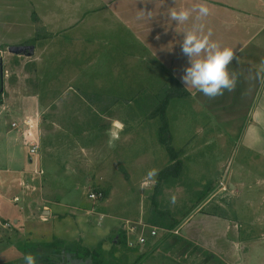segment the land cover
<instances>
[{
    "label": "rangeland",
    "instance_id": "1",
    "mask_svg": "<svg viewBox=\"0 0 264 264\" xmlns=\"http://www.w3.org/2000/svg\"><path fill=\"white\" fill-rule=\"evenodd\" d=\"M79 1L0 0V264H24V244L53 239L109 252L121 232L137 239L132 229L148 242L118 246L127 263L142 247L140 264H227L225 236L241 242L230 264H264V160L239 141L246 108L173 96L134 26ZM18 45L33 49L9 51ZM114 121L125 127L109 148ZM28 133L39 142L32 158ZM151 169L155 186L141 189ZM34 252L61 264L63 254Z\"/></svg>",
    "mask_w": 264,
    "mask_h": 264
},
{
    "label": "crops",
    "instance_id": "2",
    "mask_svg": "<svg viewBox=\"0 0 264 264\" xmlns=\"http://www.w3.org/2000/svg\"><path fill=\"white\" fill-rule=\"evenodd\" d=\"M79 3V7L84 9L98 10L91 14L109 13L106 15L112 21L118 18L134 26L136 37L148 48L154 47L153 51L150 49V55L193 97L201 92L185 86L180 79L188 65V58L181 51L182 32L189 30L193 23H203L205 33L211 29L213 41L222 47L235 49L237 59L229 65V71L235 72L238 79L235 90L225 91L221 96L222 103L232 101L237 106L233 111L237 108L241 110L243 106L246 108L243 117L246 123L242 127L239 141L252 155L264 160V0H80ZM200 3H207L211 10L201 21L196 20L195 12L182 25L170 19L171 9L192 8ZM185 221L187 225L191 217ZM186 225L183 223L182 226ZM228 228L231 230L235 226L231 223ZM219 239L228 246L224 255L227 264H230L229 245L233 253L236 244L241 242L229 240L225 236ZM251 243L242 247L241 251L246 256ZM141 248L133 252V261L128 264H136V260L138 264L142 263L144 249Z\"/></svg>",
    "mask_w": 264,
    "mask_h": 264
},
{
    "label": "clouds",
    "instance_id": "3",
    "mask_svg": "<svg viewBox=\"0 0 264 264\" xmlns=\"http://www.w3.org/2000/svg\"><path fill=\"white\" fill-rule=\"evenodd\" d=\"M210 11L207 3H200L192 8H181L180 10L173 8L170 10L169 16L177 25H182L192 17L193 12L197 14L196 20L201 21L210 14ZM182 33L181 51L188 58V65L180 77L181 82L209 98L222 96L225 91H234L238 75L229 71V65L237 59L235 49L222 47L218 42L213 41L211 29L205 33L203 23H193L189 30ZM157 39H159V35ZM124 127L125 125L120 121L112 123L107 130V146L109 148L116 146ZM158 174L157 169L149 170L147 178L153 183L151 185L142 183L141 189L154 187ZM170 202L173 205L177 202L175 194L170 197ZM23 260L24 264H38L37 254L32 252L24 255Z\"/></svg>",
    "mask_w": 264,
    "mask_h": 264
},
{
    "label": "trees",
    "instance_id": "4",
    "mask_svg": "<svg viewBox=\"0 0 264 264\" xmlns=\"http://www.w3.org/2000/svg\"><path fill=\"white\" fill-rule=\"evenodd\" d=\"M175 87L173 89V96H188L189 92L182 88V86L177 82L174 81ZM3 96H4V69L2 60L0 59V106L3 104ZM125 250L127 249V236L125 232L120 233V238L117 240L116 244L113 245V248L107 252L103 248V242H99L98 245L92 249H88L82 247L77 242H65L60 239H53L49 242L43 243H29L24 244L21 250H23V256L34 251L36 249H42L46 252H50L52 254H63L62 258L60 259L61 264H71L72 256H76L77 253H80V261L77 264H128V254L124 253L120 256L116 255L118 251L117 247ZM67 254V256L64 255ZM37 254V253H36ZM39 264V258H37ZM24 261V260H23ZM47 264H57L56 262L49 260Z\"/></svg>",
    "mask_w": 264,
    "mask_h": 264
},
{
    "label": "built area",
    "instance_id": "5",
    "mask_svg": "<svg viewBox=\"0 0 264 264\" xmlns=\"http://www.w3.org/2000/svg\"><path fill=\"white\" fill-rule=\"evenodd\" d=\"M13 126H15V123H13ZM25 144L28 147V153H29L30 157L31 158L34 157L36 155L37 149L39 147L38 139L34 138L30 133H28V136L25 137ZM88 196L90 199L94 200V199H98L99 197H101L102 193L101 192H98V193L89 192ZM18 200H19L18 196H14L12 198V202H17ZM132 230H133L132 234H131V232H129V235L136 236V234H138V236H137V239L136 238L134 239V238L129 236L128 241H127L128 247L133 248L137 245H144L148 242V238L144 232L136 233L134 229H132ZM133 232H135V233H133ZM174 233L179 234V230L178 229L174 230ZM150 235L152 237L157 235L156 227L150 228Z\"/></svg>",
    "mask_w": 264,
    "mask_h": 264
},
{
    "label": "water",
    "instance_id": "6",
    "mask_svg": "<svg viewBox=\"0 0 264 264\" xmlns=\"http://www.w3.org/2000/svg\"><path fill=\"white\" fill-rule=\"evenodd\" d=\"M8 49L10 52H21L25 50H32L33 46L18 45V46H10Z\"/></svg>",
    "mask_w": 264,
    "mask_h": 264
}]
</instances>
